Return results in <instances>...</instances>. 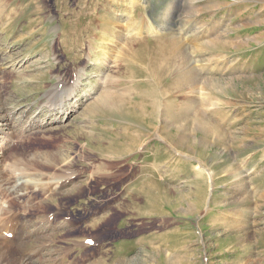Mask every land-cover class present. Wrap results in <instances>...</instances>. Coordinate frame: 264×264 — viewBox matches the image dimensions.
<instances>
[{"label":"rangeland","instance_id":"rangeland-1","mask_svg":"<svg viewBox=\"0 0 264 264\" xmlns=\"http://www.w3.org/2000/svg\"><path fill=\"white\" fill-rule=\"evenodd\" d=\"M80 69L75 110L49 117ZM7 119L0 227L20 236L0 264H264V0H0ZM51 213L67 226L31 223Z\"/></svg>","mask_w":264,"mask_h":264},{"label":"bare ground","instance_id":"bare-ground-1","mask_svg":"<svg viewBox=\"0 0 264 264\" xmlns=\"http://www.w3.org/2000/svg\"><path fill=\"white\" fill-rule=\"evenodd\" d=\"M170 41H171V39H170ZM176 42V41H175ZM175 42H174V44H175ZM181 42V41H180ZM172 44V43H171ZM170 44V45H171ZM169 45V44H168ZM183 45V44H182ZM128 46V45H127ZM179 47V46H178ZM178 47L176 48V47H174L173 48V50H177L178 49ZM128 48V47H127ZM162 48V47H161ZM165 48H166V46H165ZM172 50V51H173ZM179 51V50H178ZM177 52V51H176ZM135 53V52H134ZM183 54V53H182ZM131 55V54H130ZM184 55V54H183ZM181 56V55H180ZM127 57V56H126ZM183 58H185V57H183ZM92 59V58H91ZM90 59V57L88 58V62L91 60ZM123 59V58H122ZM131 60H133V59H130V61ZM148 60V59H147ZM181 63V62H180ZM83 68V67H82ZM85 70H81L80 69V71H79V73L75 76V78L73 79V80H70L69 82H61L60 84H61V86H57L55 89H54V91H53V88H54V86L59 82H57L54 86H53V88L51 89V91H50V93H52L51 95H49V94H47L46 95V100L44 101V103H43V105H44V108H45V110L44 111H47L48 113L47 114H49V117H53V116H55L56 114H59V113H61V114H64V115H66L67 114V116H68V114H70L71 112H73L74 110H75V103L74 102H76L77 101V98H81L80 96H78L79 94H78V92H77V87H78V85H79V83H80V81L83 79V77H84V75H85V72H84ZM100 74V73H99ZM154 75V74H153ZM157 75V74H156ZM111 88H108V89H106V90H104V91H106V92H108L109 94H108V96L110 95V92H111V90H110ZM53 91V92H52ZM114 91V90H113ZM130 91H128V90H126V91H121L120 93L124 96V95H127L128 93H129ZM142 93V92H141ZM114 95L115 94H118L117 92L116 93H113ZM106 95V94H105ZM112 95V94H111ZM49 96H51L52 97V103H50V101H49V99L48 98H50ZM107 96V95H106ZM135 98V97H134ZM104 100V99H103ZM107 100V99H106ZM120 101H121V103L122 102H124V99L122 98H120ZM111 103V102H110ZM53 104V105H52ZM78 104H79V100H78ZM139 104V103H138ZM76 106H77V103H76ZM184 106V105H183ZM73 108L74 110L72 111V110H70V108ZM137 107H138V112L137 113H140V112H142V110H146L144 107H142V106H139V105H137ZM150 107H153V106H150ZM117 108V107H116ZM156 108H157V106H156ZM36 109H38V107H36ZM69 109V110H68ZM104 110V109H103ZM112 111H114V110H112ZM23 112H24V110H23ZM21 113L20 115H19V121H21L20 120V118L24 115V113ZM39 112H41V110L39 109ZM34 114V112L32 113V114H30V116L25 120V121H22V123H24L23 124V129L24 130H20V132H19V127L21 126V124L22 123H20V125H19V123L17 122V124L18 125H16L15 124V122H14V119H17V116H14L12 119L10 118V116H9V118L11 119L10 121L11 122H14L13 124H14V132H15V134H17L18 136H20L19 135V133L20 134H22L21 132H23V133H26V131H28L27 130V128H30L32 125H41L42 124V121H40V119H38V118H36L35 117V119H33V117H32V115ZM144 114V113H143ZM145 115V114H144ZM21 116V117H20ZM34 116H36V114H34ZM48 116V115H47ZM8 118V117H7ZM139 118V117H138ZM55 119V118H54ZM47 124H49V123H47ZM127 124V123H126ZM1 125L3 126L1 129H0V131H1V133H4V131H8V129H9V122H8V119L7 120H4L2 123H1ZM46 125V124H45ZM44 125V126H45ZM127 128V127H126ZM33 129H38V128H36V127H34ZM33 129H31V130H33ZM42 129V128H41ZM41 129H39V130H41ZM31 130H29V131H31ZM28 131V132H29ZM34 132V131H33ZM1 133H0V138H1V140L2 141H4V143L3 144H0V165H2V160L4 159V158H6V157H8V154H11V153H13V152H11V153H8V151L10 150H13V142H14V139L16 138V137H18V136H16V137H12V136H14V134L13 133H11V132H6V133H4V135L1 137ZM125 134V133H124ZM26 137L25 136H23V140L25 139ZM16 139H18V138H16ZM26 140V139H25ZM21 145H23V144H21ZM20 145V146H21ZM17 146V145H16ZM48 156V155H47ZM56 157V156H55ZM49 159H50V157H49ZM16 160H17V158H16ZM19 160H20V158H19ZM6 161V160H5ZM2 162V163H1ZM16 162V161H15ZM19 162V161H18ZM25 162V161H24ZM46 162V161H45ZM11 163V162H10ZM49 163H51L50 162V160H49ZM5 164H6V166H5ZM3 163V165H2V167L1 168H3L4 167V169H7V167L8 166H10L11 164H9V163ZM13 164H14V162H13ZM19 164V163H18ZM13 166V165H12ZM20 166V165H19ZM19 166H17V167H15V169L16 168H18ZM14 167V166H13ZM62 168H66V167H62ZM62 168H60V170H59V172H58V174L59 175H57V176H55V177H52L51 178V180L50 181H46V183H49L50 184V186L48 185V187H44V188H41V189H39L38 191H36L37 189H34V188H32V189H34L33 191H35L36 193H38V192H43V191H45V192H47L48 191V193H52V190L51 189H53V188H57L56 190H60V188L63 186V185H61L60 183H64L67 179H71V180H73V176H70V174H69V172H66L65 174H66V176H63V177H61V173H62ZM13 169V168H12ZM20 169V168H19ZM9 169H7V171H8ZM18 170V169H17ZM22 171H23V169H22ZM136 172L137 171H135V173H134V177L136 176L135 174H136ZM25 173H27V172H25ZM27 174H30V173H27ZM16 175H18V173H17V171H15V173L14 174H12L11 176L13 177V179H14V181H15V186H22V185H27L28 183H31V182H34L31 178H28L27 176H26V178L23 176V178L22 179H15V177H17ZM48 176V175H47ZM22 177V176H21ZM19 178V177H18ZM7 179V178H6ZM20 180V181H19ZM23 180V181H22ZM135 180V179H134ZM146 180V181H145ZM143 179V181H142V183L141 184H139V187H138V189H140V191L141 192H143V195H142V197L144 196L145 197V200H146V202H148V196H149V194H151V192L153 193H157V191H156V189L157 190H159V187H158V185L156 184V183H153L151 180H148V179ZM36 182H39V181H36ZM141 182V181H140ZM35 183V182H34ZM39 183H42V181H40ZM9 185H11V182L9 183ZM7 186V189H9L11 186ZM38 185V184H37ZM14 186V185H13ZM1 187V186H0ZM4 187H5V185H4ZM2 188V187H1ZM0 188V189H1ZM6 188V187H5ZM11 190V189H10ZM14 192V191H13ZM12 192V193H13ZM160 192V191H159ZM11 193V192H10ZM140 193V192H139ZM162 194V193H161ZM136 195V194H135ZM160 195V194H159ZM30 196H31V194H30ZM141 197V196H140ZM143 197V198H144ZM158 199H160V197L158 198ZM163 200V199H162ZM132 201H133V199H132ZM144 201V200H143ZM164 201V200H163ZM168 201V200H167ZM166 201V202H167ZM137 202V201H136ZM154 202H159L158 200H155ZM135 203V202H134ZM142 203V202H141ZM141 203H138V204H141ZM137 204V203H136ZM10 212V211H9ZM59 212V211H58ZM57 212V213H58ZM57 213H56V215H57ZM53 216H55L54 214H47V215H42V217L41 218H39L38 216H35L34 217V219L33 220H31V223L33 224V225H35V228L37 229L38 228V226H36V224H37V222H39V224L41 225H45V226H42V227H44V231H47V230H50V229H56V228H59L60 227V229H56V230H54V231H59V230H61L62 229V227L64 228L65 226H67V224H68V221H67V224L66 223H61L59 226H57V227H55L54 226V224L53 225H51L52 224V217ZM13 217V216H12ZM56 217V216H55ZM16 218V217H15ZM65 219V218H64ZM30 220V219H29ZM76 220V225H78L79 223H80V221H81V219H75ZM71 221V220H70ZM9 222H14V223H16L17 222V219H13V218H11L10 220H9ZM59 222V221H58ZM44 223V224H43ZM38 224V225H39ZM66 224V225H65ZM38 231H40V230H38ZM9 232H12L10 235L14 238V239H17L18 238V236H20V230H19V227L16 225V226H12V228H8V227H0V234L2 233V236H5L6 234H8ZM40 232H42V231H40ZM50 232V231H49ZM2 241V240H1ZM75 242V241H74ZM10 246V245H9ZM8 248V247H7ZM8 251V250H7Z\"/></svg>","mask_w":264,"mask_h":264}]
</instances>
